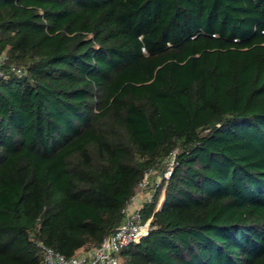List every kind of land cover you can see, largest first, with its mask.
Returning <instances> with one entry per match:
<instances>
[{
  "label": "trees",
  "instance_id": "1",
  "mask_svg": "<svg viewBox=\"0 0 264 264\" xmlns=\"http://www.w3.org/2000/svg\"><path fill=\"white\" fill-rule=\"evenodd\" d=\"M0 53V264L99 246L149 169L121 264H264V0H0Z\"/></svg>",
  "mask_w": 264,
  "mask_h": 264
},
{
  "label": "built area",
  "instance_id": "2",
  "mask_svg": "<svg viewBox=\"0 0 264 264\" xmlns=\"http://www.w3.org/2000/svg\"><path fill=\"white\" fill-rule=\"evenodd\" d=\"M4 62V56L0 53V76H2L1 67ZM10 69L17 76L25 73L24 65H13ZM172 163L173 156H171L169 166L164 172L166 178L170 175ZM153 173L154 171L151 169L144 173L137 183L134 194L122 210L121 223L103 237L99 246L83 250L76 256L67 258L51 247L38 242L37 246L43 264H121L119 252L128 245L138 242L148 232L150 218L143 220L142 208L150 200L154 190L149 182V178Z\"/></svg>",
  "mask_w": 264,
  "mask_h": 264
},
{
  "label": "rangeland",
  "instance_id": "3",
  "mask_svg": "<svg viewBox=\"0 0 264 264\" xmlns=\"http://www.w3.org/2000/svg\"><path fill=\"white\" fill-rule=\"evenodd\" d=\"M146 191H147V190H146ZM146 191H145V192H146ZM162 199H163V198L160 197V199H159V201H158V204H157V208L160 206V204H161V202H162Z\"/></svg>",
  "mask_w": 264,
  "mask_h": 264
},
{
  "label": "water",
  "instance_id": "4",
  "mask_svg": "<svg viewBox=\"0 0 264 264\" xmlns=\"http://www.w3.org/2000/svg\"><path fill=\"white\" fill-rule=\"evenodd\" d=\"M162 203V202H161ZM161 205V204H160ZM160 207V206H159Z\"/></svg>",
  "mask_w": 264,
  "mask_h": 264
}]
</instances>
